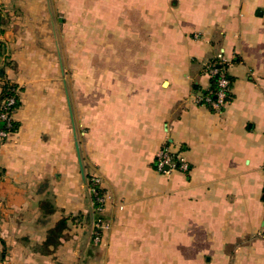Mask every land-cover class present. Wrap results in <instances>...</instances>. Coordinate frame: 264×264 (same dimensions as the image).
Segmentation results:
<instances>
[{"label":"crops","instance_id":"1","mask_svg":"<svg viewBox=\"0 0 264 264\" xmlns=\"http://www.w3.org/2000/svg\"><path fill=\"white\" fill-rule=\"evenodd\" d=\"M0 45V264H264V0H0ZM219 57L215 112L195 96ZM164 144L187 173L155 169Z\"/></svg>","mask_w":264,"mask_h":264},{"label":"built area","instance_id":"2","mask_svg":"<svg viewBox=\"0 0 264 264\" xmlns=\"http://www.w3.org/2000/svg\"><path fill=\"white\" fill-rule=\"evenodd\" d=\"M228 61L219 57V59L208 62L204 66L206 74L211 77H215V87L209 89L203 93H196L195 101L199 104L208 106L212 111L221 112L230 100V87L231 80L228 72ZM15 103L13 97H7L0 101V121L4 122L5 127L11 126L12 114L14 112L10 107ZM7 136L6 130L0 129V139H4ZM155 167L156 170L169 174L173 171L187 173L190 169L189 163L186 158L178 150H174L170 145L164 144L155 156ZM94 183L98 182L99 179H93ZM90 190L99 203H103L105 195L97 196L96 190L93 186H90ZM101 210L102 207H97ZM101 227L100 219H96L93 222V239L99 240V231Z\"/></svg>","mask_w":264,"mask_h":264},{"label":"trees","instance_id":"3","mask_svg":"<svg viewBox=\"0 0 264 264\" xmlns=\"http://www.w3.org/2000/svg\"><path fill=\"white\" fill-rule=\"evenodd\" d=\"M3 53V49L0 45V57ZM230 80H231V83H232V79L231 77L229 76ZM210 79V85H209V89H213L215 87V84H214V81H215V77H211L209 78ZM19 91L20 89L18 88L17 85H15L14 83H11L7 80H0V101L4 98H7V97H13L14 100H15V103L10 107V109H13L15 110L18 106H19V103H20V98H19ZM200 93H205V92H200ZM18 125L15 121H11V126L10 127H5L4 125V122L3 121H0V129H3V130H6L7 132V135H9L10 133L16 131ZM7 137V136H6ZM4 140V139H0V142ZM167 145H170V144H167ZM154 166H155V161H154ZM156 169V167H155ZM1 172V171H0ZM95 178H98V177H94V178H89L88 179V186H93L96 190V193H97V196H101V195H104V193L99 189V181L94 183L93 179ZM99 179V178H98ZM93 195V194H92ZM263 200H264V189H263ZM105 201V200H104ZM104 203H99L96 198H94L93 196V206H94V212L95 213H99L101 210H98L97 207H102L104 206ZM96 219H100L98 216L95 218ZM65 223V220L62 219L60 220L50 231L49 233L51 234H55L56 233V229L57 228H61Z\"/></svg>","mask_w":264,"mask_h":264},{"label":"rangeland","instance_id":"4","mask_svg":"<svg viewBox=\"0 0 264 264\" xmlns=\"http://www.w3.org/2000/svg\"><path fill=\"white\" fill-rule=\"evenodd\" d=\"M78 31H81V36L79 35L80 39H79L78 45H77V43H74L75 49H77V47L78 48L80 47L82 52H84L85 50L87 51V42L86 41L88 39L89 32H90L89 28L87 26L86 27H80L79 29L78 28H73L72 29V28L68 27V29L67 28L65 29V34L68 35V36H71V37L72 36H77L78 35ZM97 34L98 35L100 34V29H97ZM91 35H92V32H91ZM67 46L72 48V43H68V45H66V48H67ZM68 50H69V48H68Z\"/></svg>","mask_w":264,"mask_h":264},{"label":"water","instance_id":"5","mask_svg":"<svg viewBox=\"0 0 264 264\" xmlns=\"http://www.w3.org/2000/svg\"><path fill=\"white\" fill-rule=\"evenodd\" d=\"M76 149L78 150V145L76 144Z\"/></svg>","mask_w":264,"mask_h":264}]
</instances>
